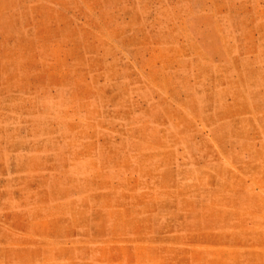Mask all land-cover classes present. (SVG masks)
I'll return each instance as SVG.
<instances>
[{
	"label": "rangeland",
	"instance_id": "obj_1",
	"mask_svg": "<svg viewBox=\"0 0 264 264\" xmlns=\"http://www.w3.org/2000/svg\"><path fill=\"white\" fill-rule=\"evenodd\" d=\"M0 264H264V0H0Z\"/></svg>",
	"mask_w": 264,
	"mask_h": 264
}]
</instances>
